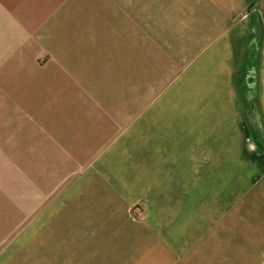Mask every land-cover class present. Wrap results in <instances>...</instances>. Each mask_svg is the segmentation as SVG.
Here are the masks:
<instances>
[{"label": "crops", "instance_id": "crops-1", "mask_svg": "<svg viewBox=\"0 0 264 264\" xmlns=\"http://www.w3.org/2000/svg\"><path fill=\"white\" fill-rule=\"evenodd\" d=\"M1 49L0 264H264V0H0Z\"/></svg>", "mask_w": 264, "mask_h": 264}, {"label": "rangeland", "instance_id": "rangeland-1", "mask_svg": "<svg viewBox=\"0 0 264 264\" xmlns=\"http://www.w3.org/2000/svg\"><path fill=\"white\" fill-rule=\"evenodd\" d=\"M56 25H48V28L49 30H53L55 28ZM0 56L2 57V59H0L2 62L4 60H6L7 56H3L4 52L3 50L1 49L0 50ZM7 55V54H6ZM34 65H37V68H43L44 72L43 74L46 75L48 78H51L52 75L54 76H57V80L58 81H63L64 83L66 82H73L74 84L76 85H85L87 86L88 84H93V86L95 85L94 84V79H95V76L93 73H87V72H79V73H53L52 71H50L51 69H54L55 66H52V65H55V58L54 57H51V56H45V55H42V56H35L33 58V62H32ZM40 65H44V67H41ZM46 68V70H45ZM47 71V72H46ZM251 80V79H250ZM71 83H69L70 85ZM47 92V93H46ZM45 93V96L47 98H51L52 96L55 97L56 94V90L55 89H52V88H48L47 91ZM60 92H62L61 95L63 96H70V94H68L67 92H70V93H75L76 96H79V97H83V95H92V93H100L103 92V89H82V88H79V89H69L68 87H65L63 90L61 89ZM60 94V93H59ZM246 131L245 129L243 128V123L242 121L240 120V134H245ZM259 138L257 136H255V142L257 145H260V140H258ZM249 143V142H248ZM143 207L141 206L140 208L138 207H135L133 208V215L135 217L138 216V212H142L143 210Z\"/></svg>", "mask_w": 264, "mask_h": 264}, {"label": "flooded vegetation", "instance_id": "flooded-vegetation-1", "mask_svg": "<svg viewBox=\"0 0 264 264\" xmlns=\"http://www.w3.org/2000/svg\"><path fill=\"white\" fill-rule=\"evenodd\" d=\"M253 80V79H252ZM252 80H246L247 81V89L242 88L243 91V100H244V117L246 120V123L249 127V130L251 132V135L253 137V140L255 142V136H257L260 140V145H257L260 149L264 150V133L261 131V127L259 124L258 114L259 109L257 112V107L255 104V98H254V86ZM261 121V120H260ZM256 143V142H255Z\"/></svg>", "mask_w": 264, "mask_h": 264}, {"label": "trees", "instance_id": "trees-1", "mask_svg": "<svg viewBox=\"0 0 264 264\" xmlns=\"http://www.w3.org/2000/svg\"><path fill=\"white\" fill-rule=\"evenodd\" d=\"M255 46H251L248 50H247V53H246V56H245V67L244 68H247L246 64L248 63H251V61L253 60H257L258 59V56H257V50L254 48ZM245 78L243 80V83H242V88H245L247 89V81L248 79H254V76H255V72L253 71V69L250 67L249 69H246L245 72ZM254 98H255V104H256V107H257V112H258V99H257V92H256V88L254 87ZM258 119H259V124H260V127H261V131H263L264 133V123L262 121V118H261V115H260V111H259V114H258ZM261 120V121H260Z\"/></svg>", "mask_w": 264, "mask_h": 264}]
</instances>
